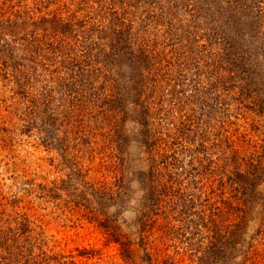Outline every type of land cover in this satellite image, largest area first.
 <instances>
[{"label": "trees", "instance_id": "16d2710c", "mask_svg": "<svg viewBox=\"0 0 264 264\" xmlns=\"http://www.w3.org/2000/svg\"><path fill=\"white\" fill-rule=\"evenodd\" d=\"M2 82L69 171L36 198L80 212L125 264H264V0H0ZM100 126L120 177L98 185L67 150ZM2 187L0 264L94 258L50 247Z\"/></svg>", "mask_w": 264, "mask_h": 264}, {"label": "rangeland", "instance_id": "374dc122", "mask_svg": "<svg viewBox=\"0 0 264 264\" xmlns=\"http://www.w3.org/2000/svg\"><path fill=\"white\" fill-rule=\"evenodd\" d=\"M4 84L5 82L0 84V185L5 184L1 189L3 194L25 197V207L30 210V214L41 220L51 242L49 246L56 251L92 250L94 258L89 260L88 264H125L118 255L117 247L109 244L101 230L82 217L80 212L63 209L58 205V201L36 198L40 195L38 185L57 184L69 171L61 167L57 153L42 145L41 137L33 129H23L24 121L28 118L27 103L21 104L19 100H11L10 86L7 87L8 82L5 87ZM237 125L241 127L237 133H242L248 127L243 121L237 122ZM237 129L231 125L226 128L230 136ZM104 134L101 126L94 127L92 133L86 134L88 138L71 142L67 150L71 159L86 172L83 178L98 185L100 182L113 183L120 177L113 167L112 155L105 151ZM239 135L236 137L242 141L243 137ZM250 137L256 140L254 134H251L245 141ZM139 154L136 148L130 150L133 166L137 169L145 166L140 163ZM10 176H13L12 179ZM29 191L32 194L26 193Z\"/></svg>", "mask_w": 264, "mask_h": 264}]
</instances>
